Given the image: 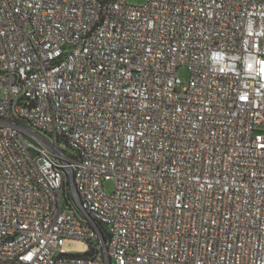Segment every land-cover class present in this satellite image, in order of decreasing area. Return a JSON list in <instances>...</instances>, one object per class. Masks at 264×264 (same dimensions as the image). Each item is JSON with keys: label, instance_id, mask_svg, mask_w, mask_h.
I'll return each mask as SVG.
<instances>
[{"label": "built area", "instance_id": "obj_1", "mask_svg": "<svg viewBox=\"0 0 264 264\" xmlns=\"http://www.w3.org/2000/svg\"><path fill=\"white\" fill-rule=\"evenodd\" d=\"M0 264H264V0H0Z\"/></svg>", "mask_w": 264, "mask_h": 264}, {"label": "rangeland", "instance_id": "obj_2", "mask_svg": "<svg viewBox=\"0 0 264 264\" xmlns=\"http://www.w3.org/2000/svg\"><path fill=\"white\" fill-rule=\"evenodd\" d=\"M147 3V0H129V4L135 6H142ZM180 77L184 82H188L190 75L186 68H181L179 71ZM106 188L109 192L113 190V184L107 183ZM64 249L73 254H83L88 252L89 244L74 238H67L64 240Z\"/></svg>", "mask_w": 264, "mask_h": 264}]
</instances>
